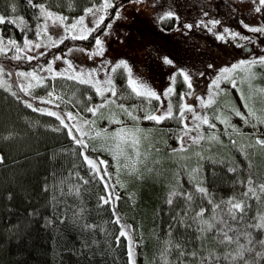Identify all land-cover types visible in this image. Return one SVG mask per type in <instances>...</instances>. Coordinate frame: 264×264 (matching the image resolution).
Wrapping results in <instances>:
<instances>
[{
    "label": "snow or ice",
    "instance_id": "1",
    "mask_svg": "<svg viewBox=\"0 0 264 264\" xmlns=\"http://www.w3.org/2000/svg\"><path fill=\"white\" fill-rule=\"evenodd\" d=\"M29 3L31 4L32 0H29ZM253 3L256 12L264 11V0H253ZM33 7L39 9L34 38L29 37L28 27L30 26L26 27L23 24L25 19L23 16L16 18L0 13V24L11 22L15 27L23 29L22 43L20 39L0 34V55L8 61L34 62V66L26 69L23 67L9 68L0 62V86L5 87L24 105L58 122L57 130L65 132L81 157L84 171L89 174L85 176L77 171L74 175L84 183L91 180L100 184L101 191L97 196V202L99 205L109 207L112 221L118 225L115 241L119 243L122 238H126L128 264H137L134 249L139 246L142 239H136L133 225L119 214L117 205L120 193L117 183L113 181L118 180L122 168L132 172L141 163L140 134L144 129L139 124L129 126L122 117H130L137 122L141 120L157 123L176 121L178 126L169 131L174 134L177 146H169V151L178 153L190 150L191 145L200 144L203 140H220V135L227 136L230 144L238 145L235 134L241 129L231 123V117L234 115L240 117L244 125L254 130L248 135L258 145L264 147V132L260 131L264 128V112H257L250 106L248 96L239 89L235 78L239 71H244L251 81L256 75L254 67L264 66V54L241 56L229 63L221 64L218 69L208 64L207 68L213 75L208 79V92L205 95L201 94L197 87L196 73L178 62L177 58L167 51L163 54L159 51L153 53L151 41L142 32L139 40L142 53H147L149 56L155 55L162 66H168L165 83L154 85L134 72L130 58L126 53L121 54L122 49L112 48L114 43L124 45L130 41L127 31L129 24L124 23L125 21L135 23L141 13L147 15L151 8L152 19L158 22L155 25L156 29L160 32L183 31L187 35L188 30L201 26L212 32L211 26L220 24V20L217 18L198 19L195 24L188 20L182 21L178 11L171 9L156 11L163 7L160 0H150V3L149 0L90 2L89 6L83 8L82 14L71 18V22L63 13L52 11L44 3L35 4ZM207 15L208 13H204V16ZM171 19H174L175 23L170 28H165L161 22ZM50 24L59 25V27L50 30ZM121 24L123 27H120ZM241 24L244 29L254 34L245 35L239 30L223 26V30L215 31L214 36L222 42H232L237 48H251L255 44L264 51V45L260 44V38L264 37V22L245 23L241 20ZM68 40L74 43L65 47ZM144 45L148 47L144 48ZM77 49L88 54L92 66L78 64L71 58V54ZM58 62H62L63 66H60ZM125 73L128 91L118 92L115 77L117 74L124 75ZM204 76L205 72L199 73V78ZM57 78L78 82L79 85L88 86L90 91L85 99L77 100L75 92L71 93V98L66 99L65 94L58 93L55 87ZM13 79L17 82L16 91L13 90L14 85L11 82ZM49 80L52 81V85L45 95L34 96L32 94V89L37 85L47 86ZM178 80L181 82L178 83ZM223 81H228L237 87L246 111H242L237 106H229L228 114L216 112L210 115L207 111H198L197 107L204 110L207 106L215 104V97L218 93L227 94L228 89L221 88ZM174 94L178 97L177 105L173 103ZM126 95L146 99L149 104L155 99L159 106L152 108L145 107L143 104L121 103L120 101ZM81 107L91 113L89 118H85ZM105 109H107V123L103 127H98L97 121L105 119ZM141 109H143L142 112ZM219 124L223 125L222 129L219 128ZM203 126L208 127L207 134ZM96 140L100 141V147L105 152L110 153V159H105L102 154L97 155L94 143ZM238 146L246 156L244 146ZM133 152L135 157L132 155ZM196 155L199 158L196 166L188 169V165H182L175 177L177 184L172 186L166 194L165 203L168 205V214L171 217L168 233L171 234L174 228L181 225L185 230L195 227L200 238H203L205 233L215 231L217 239L224 245L225 250L223 252L214 249L204 250L201 244L200 251L203 255H200L198 264H222V260L227 261L228 264H264V238L256 241L253 239L252 231H241V228L264 229V214H258V219L253 218L254 224L243 223L246 220L245 210L250 206L247 200L251 197L259 199L258 191L264 192V182L255 184L254 177L248 175L244 192L241 194L243 198L237 199L231 196L217 201L214 193L205 186L203 165L199 163V160L207 161L212 158L205 157L200 152ZM3 160V154H0V161ZM113 166L115 177L111 171ZM184 169H188L186 175L190 186L187 190H180L184 183L182 181V176L185 174ZM229 171L235 173L238 169L230 167ZM240 183L245 184V181L241 180ZM119 186L124 185L120 183ZM44 187L47 188L48 185L45 184ZM76 190H79L78 184ZM196 196L210 204V213L205 207H199L198 210L193 208L192 201ZM174 198L184 200V208H176L177 215L175 216L171 215ZM221 205H226V207L221 208ZM189 210L192 211L191 216H189ZM64 218V215H60L61 220ZM84 227L95 228V225L84 224ZM166 245L168 248L173 247L167 241ZM175 248L179 250L181 256L185 255L182 244H175ZM187 254L196 257L198 251L193 250Z\"/></svg>",
    "mask_w": 264,
    "mask_h": 264
},
{
    "label": "trees",
    "instance_id": "2",
    "mask_svg": "<svg viewBox=\"0 0 264 264\" xmlns=\"http://www.w3.org/2000/svg\"><path fill=\"white\" fill-rule=\"evenodd\" d=\"M90 2L100 3L101 0H32L31 4L29 0H0V13L16 18L23 16V24L30 26L29 37L34 38L39 9L33 5L44 3L47 8L63 13L70 20L82 14ZM171 21L175 20H166L164 25ZM0 30L3 36L15 37L22 43L23 29L6 22L0 24ZM72 43L74 41L68 40L65 47ZM2 61L9 68L34 66V62L8 61L0 55ZM261 67L257 70L264 74V66ZM123 76L117 74L116 78ZM11 82L16 91L17 82L15 79ZM70 85L71 91H76L77 100L86 98L88 90L77 88L74 83ZM38 118L52 119L24 105L0 86V154L4 156L0 161V264H128L126 238L119 243L115 241L118 225L112 221L109 207L97 202L100 184L91 180L84 183L74 175L77 171L81 175H89L84 171L77 149L64 131L41 123L33 124ZM172 122L178 126L176 121ZM164 131L162 127L161 135L153 134L155 140L159 137L154 146L162 153L157 157L158 161L151 162L154 168L139 173L126 171L119 180L124 186L117 185L120 193L118 212L133 225L136 239H142L134 249L137 264H198L200 255H203L201 244L204 250L218 252H223L225 247L214 230L205 233L203 238L195 227L185 230L182 225L168 233L171 217L165 203L166 194L177 184V170L185 164L188 169L195 167L199 158L188 155L190 158L184 162L169 158V144L166 143L169 139L164 142ZM242 145L246 156L238 145L227 141L206 154L205 157L212 159L199 160L203 165L205 186L214 193L217 201L231 196L243 198L241 194L248 175L254 177L255 184L264 182V148L251 142ZM230 167L238 171L233 173L229 171ZM188 169L183 170L184 183L180 190H187L190 186L186 175ZM241 180L245 184H241ZM258 195L259 199L251 197L247 200L250 206L245 210L243 223L254 224L253 218L258 219V214H264V192L258 191ZM192 205L196 210L205 207L211 212L210 204L199 196L193 199ZM225 207L221 205V208ZM176 208H184L183 198H174L171 215H177ZM60 215L65 218L61 220ZM84 224H94L95 228H85ZM245 230L252 231L256 241L264 238V229L241 228V231ZM166 241L173 247L168 248ZM175 244L184 246L185 255H180ZM193 250L198 251L196 257L187 254ZM222 264L228 262L222 260Z\"/></svg>",
    "mask_w": 264,
    "mask_h": 264
},
{
    "label": "rangeland",
    "instance_id": "3",
    "mask_svg": "<svg viewBox=\"0 0 264 264\" xmlns=\"http://www.w3.org/2000/svg\"><path fill=\"white\" fill-rule=\"evenodd\" d=\"M96 2H100V0H96ZM160 3L163 5V7L156 9V11L162 12L169 9L178 11L182 21L188 20L195 24V21L198 19L209 20L211 18H217L221 23L211 26L213 28L212 32L208 31L202 26L194 27L193 29L188 30L187 35H185L183 31L160 32L159 29L155 28V25L158 22L152 19L151 8H149L147 15L141 13V15L136 18L135 23H132L131 21H125L124 23L129 24L127 31L129 32L130 41L124 45H117L114 43L112 48L122 49L121 54L123 55L126 53L127 57L130 58V62L133 64L134 72L149 83H153L154 85L165 83V77L168 75V72L166 71L168 66H162L155 55L149 56L147 53H142L141 44L139 43L142 32L144 33L145 37L151 41V50L153 53L159 51L161 54H163V52L167 51L173 54L174 57L177 58L178 62L192 69L196 73L197 87L200 90V93L205 95L208 92V79L211 75H213L211 70L207 68L208 64H212L218 69L221 64L229 63L230 61L241 56L264 54V51H262L261 48L255 44L251 48H237L232 42H222L216 39L214 36V32L217 30H223V26H228L229 28L239 30L245 35H253L254 33L248 29H244L243 25L241 24V20H244L245 23L264 22V11L256 12L253 0H160ZM204 13H208V15L204 16ZM165 21L161 22L165 28H170L171 25L175 23V21H171L168 23V25H164ZM69 22H71V19ZM49 27L51 30L53 28L59 27V25L50 24ZM120 27H123V24H121ZM260 44L264 45V37L260 38ZM147 47V45H144V48ZM71 58H73L78 64L92 66L91 61L88 59V54L82 53L78 49L71 54ZM2 63H4V61H2ZM58 64L63 66L62 62H58ZM257 67L262 69V67L259 65L254 67L256 75L251 79V81L248 79V74L244 71H239L235 78L238 81L239 89L243 90L248 96L250 106H252L257 112H264V91H261V89H264V74H260L261 72L257 70ZM202 71L205 72V76L203 78H199V73ZM116 77L115 80L118 86V92H127L128 89L125 83L126 73L120 79H117ZM70 83L77 85V88L88 90V92L90 91L88 86L79 85L78 82L57 78L55 87L58 93L65 94L66 99L71 98V92H73L70 89ZM51 85L52 81L49 80L47 86L37 85L34 89H32V92L35 94L45 95ZM221 88L228 89L227 94L223 92L218 93L215 97V104L207 106V108L204 110H201L199 107H197V110L207 111L210 115L216 112H224L225 114H228L230 112L229 106H237L240 107L242 111H246V109L243 108V101L240 99V94L237 90V87H234L228 81H223L221 82ZM189 101L192 102L191 98H189ZM120 102L126 103L128 105L143 104L145 107L152 108L159 106L155 99H153L152 103L149 104L146 99L127 95ZM173 103L174 105L178 104V97H176L175 94L173 96ZM195 103L198 104V102ZM104 111L105 119L97 121L98 127H103L104 124L107 123V109ZM142 111L143 109H141V112ZM81 112L85 118H89L91 116V113L85 111L84 107H81ZM122 119H124L125 123L129 126H135L136 124H139V126L144 129V131L140 134L141 163L134 170V173H139V171L148 172L154 168V164L151 162L158 161L157 157H160L159 154L162 153H159L157 148H155L156 146H154L159 141V137H157V140H155L153 134L161 135L162 127L164 130H166L164 131L166 135L164 142L169 139V141L166 142L169 144V146H177V141L174 137V134L169 131L170 129L177 127L172 121L157 123L154 121L144 120L137 122L133 121L130 117H122ZM30 122L33 123L31 120ZM40 123L48 128L58 129L59 127L58 122L54 118H38L35 119L33 124L41 125ZM231 123L236 124L241 129L240 132L235 134V139L238 141V145L239 143L241 145L249 144V142L252 144L256 143L248 135L254 130L250 126L244 125L240 117L233 115L231 117ZM114 126L115 125H113V127ZM218 126L221 129L223 128L222 124H219ZM203 127L205 134H207L209 131L208 127ZM260 131L264 132V128H261ZM227 141V136L220 135V140H203L200 142V144L191 145L190 150H185L178 153L169 152V155L167 156L169 158H175L180 162H184L185 159L187 160L190 158V155L197 157V152H200L206 156V154L211 153L215 147L218 148L220 145H222V143L225 144ZM94 143L96 144L97 155L102 154L104 155L105 159H110V153L105 152L104 149L100 147V141L96 140ZM144 153H147V155H144ZM132 155L135 157L134 152ZM121 163H124L123 160ZM111 171L115 177L114 166L112 167ZM126 171L128 170L122 168L118 180L114 179L113 182L119 185L121 182L119 180L123 178V173Z\"/></svg>",
    "mask_w": 264,
    "mask_h": 264
}]
</instances>
